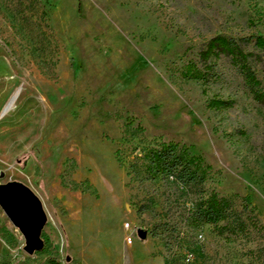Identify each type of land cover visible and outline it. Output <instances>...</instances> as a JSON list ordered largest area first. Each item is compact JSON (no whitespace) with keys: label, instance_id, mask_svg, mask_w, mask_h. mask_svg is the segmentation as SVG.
<instances>
[{"label":"rangeland","instance_id":"rangeland-1","mask_svg":"<svg viewBox=\"0 0 264 264\" xmlns=\"http://www.w3.org/2000/svg\"><path fill=\"white\" fill-rule=\"evenodd\" d=\"M217 36L252 56L202 63ZM257 36L264 0H0V185L27 186L47 216L29 255L0 207V264H264ZM161 143L202 158L208 193L248 201V232L193 225L196 189L146 177L137 157Z\"/></svg>","mask_w":264,"mask_h":264},{"label":"trees","instance_id":"trees-1","mask_svg":"<svg viewBox=\"0 0 264 264\" xmlns=\"http://www.w3.org/2000/svg\"><path fill=\"white\" fill-rule=\"evenodd\" d=\"M254 45L264 53L263 37L257 36ZM251 56L252 54L245 53L237 41L217 36L211 39L206 49L201 52L200 61L207 64L212 59L231 57L234 63L245 64ZM184 77L208 82L210 73L208 70L198 68L195 63H189L185 68ZM246 79L253 89L255 99L264 103V94L254 90L259 86V82L249 72L246 73ZM230 107H232V102L221 99H214L208 104V108L212 110H223ZM137 160L150 180L172 179L184 187L196 189L200 198L197 206L191 210L193 225L225 223L235 232H248V223L244 219L249 206L248 201H243L247 204L243 211H239L233 199L220 197L215 192L208 193L203 186L210 179L211 168L204 165L201 157L193 155L187 148L177 143H161L143 150Z\"/></svg>","mask_w":264,"mask_h":264},{"label":"water","instance_id":"water-1","mask_svg":"<svg viewBox=\"0 0 264 264\" xmlns=\"http://www.w3.org/2000/svg\"><path fill=\"white\" fill-rule=\"evenodd\" d=\"M0 207L23 235L25 251L33 255L42 250L44 243L41 234L47 223V216L40 199L22 183L10 182L0 185ZM137 234L141 240L147 237V233L142 230Z\"/></svg>","mask_w":264,"mask_h":264},{"label":"built area","instance_id":"built-area-1","mask_svg":"<svg viewBox=\"0 0 264 264\" xmlns=\"http://www.w3.org/2000/svg\"><path fill=\"white\" fill-rule=\"evenodd\" d=\"M125 227H126L127 230L130 229L129 224H127ZM132 243H133L132 236H128V237H127V244H128V245H131Z\"/></svg>","mask_w":264,"mask_h":264}]
</instances>
